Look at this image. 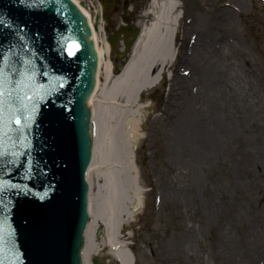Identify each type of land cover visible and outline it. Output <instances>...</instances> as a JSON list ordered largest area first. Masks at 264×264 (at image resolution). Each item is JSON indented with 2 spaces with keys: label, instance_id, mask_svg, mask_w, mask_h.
<instances>
[{
  "label": "rangeland",
  "instance_id": "rangeland-1",
  "mask_svg": "<svg viewBox=\"0 0 264 264\" xmlns=\"http://www.w3.org/2000/svg\"><path fill=\"white\" fill-rule=\"evenodd\" d=\"M82 1L96 15L98 0ZM151 3L139 11L143 24ZM180 7L177 58L156 97L155 88L141 96L153 107L142 111L135 148L144 205L127 244L135 264H264V0ZM125 158L114 163L121 172ZM106 165L91 176L96 198ZM95 256L118 264L104 248Z\"/></svg>",
  "mask_w": 264,
  "mask_h": 264
},
{
  "label": "water",
  "instance_id": "water-1",
  "mask_svg": "<svg viewBox=\"0 0 264 264\" xmlns=\"http://www.w3.org/2000/svg\"><path fill=\"white\" fill-rule=\"evenodd\" d=\"M0 21V264H83L98 69L91 27L73 0H0Z\"/></svg>",
  "mask_w": 264,
  "mask_h": 264
},
{
  "label": "bare ground",
  "instance_id": "bare-ground-1",
  "mask_svg": "<svg viewBox=\"0 0 264 264\" xmlns=\"http://www.w3.org/2000/svg\"><path fill=\"white\" fill-rule=\"evenodd\" d=\"M73 1L94 27L92 38L99 60L94 90L88 97L94 131L91 159L86 169L91 218L85 229L83 264H92V257L100 254L103 248L118 264H135L124 231L128 223L133 224L138 209L144 205L145 189L138 178L139 170L134 161L144 118L142 111L147 110L152 100L142 103L141 96L161 82L176 60L175 37L184 13L178 0H153L147 12L149 23L139 24L140 32L135 38L130 58L123 69L115 72L109 59L106 38L100 37L102 26L97 28L94 15L81 4L82 0ZM96 9L101 11L99 4ZM233 93L236 94V91ZM123 149L127 159L126 153H121ZM121 158H125L128 164L127 172H121L117 163L114 164ZM105 165L112 173L105 177L104 193L96 198L91 176ZM99 227L103 228L100 237L96 235ZM102 237L104 241L98 242L97 239Z\"/></svg>",
  "mask_w": 264,
  "mask_h": 264
},
{
  "label": "flooded vegetation",
  "instance_id": "flooded-vegetation-1",
  "mask_svg": "<svg viewBox=\"0 0 264 264\" xmlns=\"http://www.w3.org/2000/svg\"><path fill=\"white\" fill-rule=\"evenodd\" d=\"M148 1L141 7L135 6L134 0H98V3H102V6L104 4L108 9V12H105L101 6L100 27L102 28L99 31L112 43L109 57L115 70H120L128 60L127 40H134L137 25L141 23L138 19L139 11Z\"/></svg>",
  "mask_w": 264,
  "mask_h": 264
},
{
  "label": "snow or ice",
  "instance_id": "snow-or-ice-1",
  "mask_svg": "<svg viewBox=\"0 0 264 264\" xmlns=\"http://www.w3.org/2000/svg\"><path fill=\"white\" fill-rule=\"evenodd\" d=\"M2 22L3 21H0V23H2ZM75 47L78 48L79 46L76 45ZM8 71L12 72V73H15L16 69L15 68H10ZM2 87H3V73H0V97H2L3 94H4L3 91H2ZM15 102H20L21 105H22V100H21V98L18 95L15 97L13 103H15ZM10 107H11V105H10ZM2 110H3V100L0 99V111H2ZM18 111H19V109L15 108V107L12 108V117L15 119V123L16 124H20L21 123L20 118L16 115V113Z\"/></svg>",
  "mask_w": 264,
  "mask_h": 264
}]
</instances>
